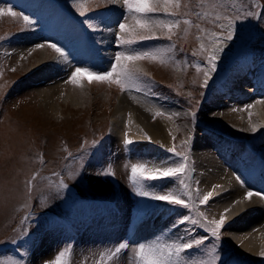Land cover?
Returning a JSON list of instances; mask_svg holds the SVG:
<instances>
[{"label": "rangeland", "instance_id": "rangeland-1", "mask_svg": "<svg viewBox=\"0 0 264 264\" xmlns=\"http://www.w3.org/2000/svg\"><path fill=\"white\" fill-rule=\"evenodd\" d=\"M43 1L46 9L40 23L33 25L34 28L40 34L41 32L50 34L62 31L71 36L74 33L75 37L86 35L89 40H87L88 46L95 48V52L89 53L81 49L87 54L88 62L92 63V67H89V69L100 73L109 71L98 60L100 59L98 57L100 31L103 30L101 26L97 31L88 28L83 23L84 18L80 17L77 9L73 7V0ZM110 1L86 0L85 8L88 12V19L94 24H102L103 27L109 8L112 6ZM6 2L9 3L8 5L5 4L6 8L12 7L18 14H24L29 11L30 7L38 5L34 4L33 0H1L2 5L0 4V8ZM180 4L178 14L174 17L165 15L163 11L150 14L157 19L181 21L179 27L174 29L171 40L167 39L166 30L162 32L160 29H155L156 35L160 37L155 46L152 41L138 42L133 46L141 50L174 46L173 51L167 54V63L161 64L158 60L135 62L136 67L145 70H141L138 74L141 81V91H134L149 95L152 98L169 99L185 110V112L170 110V113H166L165 110L157 109V106H155L157 111L164 113L160 116L161 119L167 120L171 124L169 132L172 139L168 148L175 146L178 152L188 157L186 174L181 178H184L185 183L189 185V191L192 195L191 201L187 197H183L189 203V209L138 196L130 182V166L133 163H145L152 167L154 165H164L166 161L171 165L179 160V157L167 151V147H158L156 149L158 153L153 156H150L144 150L146 154L139 153L140 151L137 152L135 149L133 153H136L139 160H119V168L112 166L110 160L117 158L115 155L119 151L111 155L114 150L111 148L112 143L107 140V132L112 121L116 96L119 93H124V91L122 92L116 84L97 83L94 77L85 75L80 77V81H84L81 83V87L88 89L85 94V103L74 109L68 107V111L66 105H63V109L66 110H64L63 116L58 118L48 114V111L46 112L40 103L33 99L35 96L32 93V97H29L28 92L30 91L26 90L25 84H22V78L26 76L25 74L30 67L29 63L25 66L22 63L31 57L30 54L27 59H23L22 54L24 55V53H18L19 56L16 55L17 57L12 56L11 51H9L11 48L8 46L15 40L29 36L39 38V36L30 30V26H25L19 17L13 18L7 15L0 17V264H9L10 261H15L16 264H46L42 257L35 258L36 261L34 258L31 259V251L38 249L42 253L50 247L51 242L49 244V240L43 241L44 238L41 242H38L37 239L44 232L51 231L64 222L77 225L76 229L79 226L78 233L80 235H74L71 232L68 243L64 244L62 249L56 252L50 260H47L48 264H53L55 257L65 249H68L70 253L66 257L69 264H100L101 255L110 253L118 246L110 239L107 245L100 248L99 243L103 240L99 236L104 237L105 230L99 234L97 228H94L95 230L87 228L90 225L89 218L94 214H100L101 211L105 212L104 210H118L120 214L122 213L126 218L128 217V223L131 220L134 221L128 229L127 242L121 241L127 245L130 243L126 249L121 251L125 252V264H137L134 250L136 240L134 238L140 236V234L135 235L137 232H143L142 229L145 228L143 222L147 217H154V221L162 220L164 222L163 228H166L165 231H159L162 234L153 244L171 243L174 238L175 240L179 238L174 237L176 233L184 231V235H182L184 239H204L205 243L199 248L182 253V257L186 260L200 262L211 261L215 258V264H256L238 257L236 252L224 242L226 234L234 225H226L225 223L224 228L221 230L220 239L216 240L199 226H193L189 223L174 227V223L182 216H191L192 218L201 219L203 222L200 213H203V217H206L209 221L212 219L219 220L210 209V200L206 204L200 203L203 195L210 192H205L201 188L198 183L199 175L196 174L193 166L195 162L193 158L196 149L195 144L200 142L211 146L210 149L213 151L215 148L216 159L218 161L220 159L227 170L230 169L229 171L232 172L231 175L235 179L236 176L239 177V174H244L239 178L244 182L248 179L246 181L248 185L246 182L245 185L242 184L245 188H249L248 190L251 188L250 191L253 192L264 193V187L262 186L264 185V177L258 175V173L263 172L261 176H264V156L258 154L260 150L264 149V143L261 142V140L264 141V123L256 118V106H261V103L263 104L261 109L264 110V90L260 89V93H263L261 97L256 96L258 87H264V18H262L264 17V0H180ZM246 12H252L254 15L246 16ZM204 13H207V15H203ZM216 15L221 16L222 19L216 20ZM237 16H239V19L234 20L233 38L224 40L223 36L228 31V20ZM184 19L191 21V25L183 24ZM133 24V19L128 21V25ZM196 25H199V28ZM221 25L224 27L221 28ZM185 29L188 30L187 36H185ZM103 32L105 31L103 30ZM209 33H215L220 38L219 41L209 44V41L213 39ZM197 37L203 39H197ZM79 39L86 38L82 36ZM161 39L164 40V43H161ZM29 40L42 43L36 39L29 38ZM57 40L58 38L50 42H57ZM201 43L207 46V53L200 52ZM218 45L231 47V57L227 63L218 64L221 56L216 54L215 70L210 71L207 62V56L211 55L209 48ZM249 48L258 49L257 53H261L254 58L252 56L245 57L249 62L247 63L243 56ZM120 49L125 51L126 46H120ZM50 50L52 51V49ZM193 52L196 55H193ZM74 56L75 54H73V58H76ZM239 58L242 61H239ZM258 60L263 63H259ZM78 61H81V59ZM140 64L143 67H140ZM230 64L241 66L240 69L246 67L247 64H251V66L253 65L252 68L254 67L255 70L260 71L258 78L252 84L253 86L251 84L246 85V90L249 89V94L255 97L246 98L248 103L242 106V109L245 113L247 112V116L246 114L243 117L240 116L249 128L252 129L258 124L262 128L252 138L245 139L231 136L206 119L207 117L212 118L221 110L216 105L217 102L214 103L215 96L219 94L217 97L223 98V94L224 97L228 95L227 90L222 92V88L230 87V80L233 76V74L230 76L232 72ZM242 64L244 65L242 66ZM196 65H200L202 70L197 72ZM225 69L228 72L224 71ZM205 72H208L207 84H205ZM255 72L251 69L248 73L253 75ZM89 81L92 82L89 83ZM67 87L78 88L63 81L61 93L65 92ZM252 88H255V90L252 91ZM225 93L227 94L225 95ZM230 93L233 97L234 92ZM236 95L239 94L236 93ZM237 99H240V101L246 100L242 95L238 96ZM224 101H229V99L223 98L221 103H224ZM231 102L236 103L237 101L231 100ZM236 111H238L237 108ZM169 116H171V119L168 118ZM153 117L157 116L154 115ZM253 133L255 134V132ZM185 141H187L186 144ZM241 150L242 152H240ZM129 151V148L126 147L124 154ZM41 158L43 163H41ZM243 160L245 161L243 162ZM242 165L244 166L242 167ZM105 172H111L112 174L105 175ZM251 173L252 175H250ZM33 176H36L34 181L32 180ZM61 181L67 185L66 188L60 186ZM259 181H262L263 184ZM145 188L158 192L183 190V186L179 185L178 180L174 182L172 178L145 182ZM133 205L135 206L130 210ZM249 213L251 215L253 212L250 211ZM245 217L246 215H244ZM242 222H245V220H237L233 224H241ZM114 232L113 229L112 233ZM95 235H98V237ZM72 236L76 237L75 242L78 246L75 248L74 245V249L71 246L73 244L71 243ZM105 239H107V236ZM36 242L39 244H36ZM258 249L259 254L262 255L264 246L259 244ZM71 257L73 260H71ZM115 260H117L116 257L107 260L105 255L102 264H114Z\"/></svg>", "mask_w": 264, "mask_h": 264}, {"label": "bare ground", "instance_id": "bare-ground-1", "mask_svg": "<svg viewBox=\"0 0 264 264\" xmlns=\"http://www.w3.org/2000/svg\"><path fill=\"white\" fill-rule=\"evenodd\" d=\"M121 1L122 0H116V2L113 3V5L114 6L116 4L120 5ZM111 2H113V0H111ZM9 3L6 2L7 5ZM33 3L35 4V2H33ZM110 16L113 19L112 14H110ZM29 37L24 38V39H20L17 41L15 40V41L11 42V44L9 43L12 46L11 49H13L14 52L17 53L16 55H18V53H24V55L26 56V55L31 53L30 54L31 57H29V59L26 62L22 63L23 66L28 65V63L30 64V67L26 72V76L22 78V84H25L26 90L30 91V92H28L30 95L29 97H32L31 96V93H32L33 96H35V97H33V99H36L40 103L41 107L46 112L48 111V114H52L55 118L63 116V114H64L63 112L66 109L68 111L69 108L74 109V108H77L78 106H82L85 103V99H86L85 94L88 92L87 91L88 89H83L82 87H78V88L67 87L65 92L61 93V91H62L61 89L63 87V81H65V83H68L67 80H68V77L70 76L71 66H73L76 63V62H74L73 54L68 55V61L67 62H61L62 58H60L59 55H56L55 52L53 54V52L50 50V48L47 47V45H46L47 43L45 44V43H38L36 41L35 42L30 41ZM99 41H101V43L99 44V47L101 49L99 58L103 59V62H106L107 60L110 59V57L113 58V55H115V53H116V49H117V45H115L116 40L113 39L112 36L109 35L108 32H103V30H102V31H100V40ZM41 44L44 45L43 48L38 47ZM10 45H8V46H10ZM209 49H210L211 54H215V55L220 54L221 59L218 61V64L219 63H223V64L227 63L228 59L231 57V47H225L223 45H218V46H215L212 48L210 47ZM66 51H68V49H66ZM257 51H258V49L248 50L246 53H244L243 57L244 58L245 57L247 58L248 56H252L253 58L255 56L257 57L258 54L261 53V52L257 53ZM259 56H261V55H259ZM11 59H10V61H11ZM12 60H14V59H12ZM239 60H241V58H239ZM7 61L9 63V60H7ZM246 61H247V59H246ZM142 62H145V60L144 61L142 60ZM142 62H140V63H142ZM258 62H259V60H258ZM247 63H249V62L247 61ZM259 63H263V62H259ZM243 65L244 64H242V66ZM257 65H258V63H257ZM140 67H143V65L140 64ZM9 68L11 69V67H9ZM243 69H244L243 73L245 75H247L249 70L252 69L251 64H247V66L246 67L244 66ZM141 70H145V69L142 68ZM230 70L233 71L234 74L236 73L237 69H235V64L234 65L230 64ZM18 75H19V73H18ZM238 77H239L238 74H236L233 83H235V87L240 89L239 91H241V94L239 92H236L239 94V95H236V93L234 92V96L231 97V93H230L231 91L227 90L228 95L225 97L223 95L222 96H223V98H228L229 101H224V103H221V100L223 98L216 97V100H214V103L217 102L216 105H218L221 110L217 114H215L212 118L207 117L206 119L209 120V122L212 125L216 126L217 128L223 129L224 132H226L227 134H229L231 136L247 139L249 137L252 138L253 136L257 135V132L261 131L262 128H260L259 124H258V126H256L257 130L255 131V134H254L252 132V129L249 128L243 122V120H242L243 118L242 119L240 118V116L243 117V115H245V114L247 116V112L246 113L244 112V110L242 109V106H244L246 103H248L247 97H250L251 94H249L250 93L249 89L246 90V85H248V83L246 82L247 80L243 81V79L241 77H239V78ZM23 81H24V83H23ZM82 82H84V81H81V83ZM241 95L244 99L247 98L246 100H244L245 102L243 100L240 101V99H237V97L238 96L240 97ZM256 96H258V95L256 94ZM259 96L261 97V95H259ZM231 100H234L237 102L232 103ZM63 105H66V109H63V107H62ZM260 105L261 106H256V108H257V114H256L257 117L256 118H259V120H261L264 123V110L261 109V107H263V104L260 103ZM155 106H157L156 107L157 109L165 110L166 113L167 112L170 113L169 112L170 110L185 112L183 107H180V106L176 105L175 103H172L169 99H165V98L160 99L157 97L152 98L149 95H144L143 93L135 92L134 90L133 91L125 90L124 93L117 94L116 101H115L114 106H113L112 121H111L109 130L107 132V134H108L107 140H109V142L112 143L111 148L115 151V153H116V151H119V153H116V154H119V155L124 154V149L126 148L124 141H125L126 137L128 139H131L134 142L132 145L127 147L132 152L136 149L137 152L140 151V153H142V154L146 152L150 156H153V155L158 153V151L156 150L158 147H162V146L167 147V148L170 147L172 135L169 132V128H170L171 124H169V122L167 120L161 119L160 116L153 117L155 115V112L157 111V109H155ZM79 108H81V107H79ZM236 108L238 109V111H236ZM206 111H207V109H206ZM69 112H70V110H69ZM129 117H131V122H129ZM146 136L150 137V142L148 139L145 138ZM253 140H255V139H253ZM252 142H254V141H252ZM261 142L264 143V141H262V140H261ZM256 143H258V142H256ZM215 144H217V143H215ZM221 144L223 145V143H221ZM232 145H234V144H232ZM195 146H196V149H195V152L193 154V158H194L195 162H194L193 166L195 168L196 174L199 175L198 183L201 185V188L203 189V191H205V192L206 191H212L213 192V196L210 199L209 205H210V209L214 213V216L217 219H219L223 215V216H225L226 225H234L233 222L236 223L237 220H239V221L243 220L242 216L246 215V217L244 218L245 222H242L241 224L237 223L236 225L231 227L228 234H226V238H225L224 242L226 243V245L230 246L236 252V255L238 257L247 259V261H250L252 263L264 264V261H263L264 255H260L258 252L259 251V249H258L259 244L261 246H264V200L260 199L258 196L252 197V199L250 201L244 200V196L246 195L247 191L251 190V188H250V190H248L249 188L248 189L245 188L238 180H236L237 176L235 179L231 175L232 172L230 173V171H229L230 169L227 170L225 164H222L220 159H219V161L216 159V155H215L216 153L214 152L215 148L213 151L210 149L211 146L204 144V143H201V142L198 144H195ZM237 146H239V145H237ZM223 149H221V150H223ZM240 152H242V150ZM230 154H231V152H230ZM244 154H245V152H244ZM258 154L260 156H264V149L260 150V152H258ZM228 155H229V153H228ZM219 156L220 155L218 154V157ZM130 158H132V161H136V159L139 160L136 153H132ZM244 161L245 160H243V162ZM250 161H251V159H250ZM228 166H229V164H228ZM243 166L244 165H242V167ZM248 167H249V165H248ZM232 168H234V167H232ZM236 169H237V167H236ZM242 175L244 176L243 173L239 174V177H241ZM250 175H252V173ZM246 177H245V179H246ZM249 178H251V177H249ZM243 179H244V177H243ZM247 180H245V182ZM245 182L243 181L244 185H245ZM246 184H247V182H246ZM216 186H219V187H216ZM236 201H241V202L236 203ZM250 211L253 212L251 215L249 214ZM79 230H80V227L78 226V229H75V232L78 233ZM150 233H152V231H149V232L147 231V233L143 231V232H141L140 237H143L144 235L147 236ZM86 234H88V233H86ZM43 241H45V240H43ZM39 242H41V241L39 240ZM89 242H90V240H89ZM37 243L38 242H36V244ZM85 245L87 246V244H85ZM43 247H45V246H43ZM76 247H78V246H76ZM87 247H89V246H87ZM37 248H38V246H37ZM90 253H92V252H90ZM7 254H9V253H7ZM38 254H39V252H34L35 256ZM50 256L51 255L48 254L47 258H50ZM77 256H78V253H77ZM31 259H32V256H31ZM36 259L34 258L35 261H36ZM114 264H119L118 260H115Z\"/></svg>", "mask_w": 264, "mask_h": 264}, {"label": "snow or ice", "instance_id": "snow-or-ice-1", "mask_svg": "<svg viewBox=\"0 0 264 264\" xmlns=\"http://www.w3.org/2000/svg\"><path fill=\"white\" fill-rule=\"evenodd\" d=\"M116 0H113L115 3ZM86 0H73V7H75L79 13V16L84 18L83 23H85L88 28L92 31H97L100 28V25L94 24L91 20L88 19V12L85 8ZM123 4L127 13L132 16L134 20L133 25H128L126 22H119L117 27L119 33L116 35V41L118 46H126L125 51H118L114 56V62L110 65V70L103 73L93 71L86 67H75L74 71L70 73V76L67 80L68 83H71L77 87H81L80 77L82 76H92L95 78L97 83H108L116 84L120 90L123 92L127 91H141V81L139 77V72L141 71L138 67L135 66L136 61L140 60H158L161 64L167 63V54L173 51L174 46L168 48H152L141 50L133 47L138 42L143 41H152L157 40L160 37L156 35L155 29H160L162 32L166 30L167 39L171 40L172 35L174 34V29L178 28L181 21L180 20H162L154 18L150 14L159 13L163 11L165 15L174 17L178 14V10L181 7L180 0H123ZM10 16L13 18L19 17L22 19L25 26H31L35 23L29 16L18 14L13 10L12 7L0 8V17ZM187 15V13H185ZM203 15H207L204 13ZM246 16H252L254 13L246 12ZM264 18V17H262ZM127 19V17H125ZM216 20L222 19L221 16L216 15ZM239 19V16L228 20V31L224 40H231L234 35V20ZM185 25H191V21L184 19L182 21ZM199 28V25H196ZM224 26L221 25V28ZM203 31V30H201ZM185 36L188 34V30L185 29ZM126 34V35H125ZM213 37L209 41V44L217 43L219 37L215 33H209ZM197 39H203L202 37H197ZM38 47L43 48L44 45L41 44ZM53 52L57 53L61 62L68 61V54L62 48V46L57 45L56 43H49L47 45ZM201 53H207V46L204 43H201L200 47ZM193 55H196L193 52ZM207 62L209 64V70L214 71L216 67V55L211 54L207 56ZM197 72L201 71L200 65H196ZM208 72H205V84H207ZM92 81H89L91 83ZM156 116H162L164 113L162 111H156ZM251 115V114H250ZM171 119V116L168 117ZM129 122H131V117H129ZM257 127H253L252 131L255 132ZM150 142V137H145ZM175 139V137H173ZM134 142L131 139L125 138L124 144L125 147L132 145ZM185 144L187 141L184 142ZM163 147V146H162ZM66 150V149H65ZM168 152L179 157V160L173 162L171 165L164 163V165H154L149 167L145 163H133L130 166V182L133 185L136 194L141 197H147L152 201L164 202L167 205L171 206H180L184 209H189L190 205L185 201L183 197H187L189 201L192 200V195L189 191V185L185 183V179L181 178L186 174L187 168V159L186 155H183L181 152H178L173 146L172 148L167 149ZM41 163L43 159L41 158ZM105 175H111V172H105ZM165 178H172L175 182L178 180L179 185L183 186V190H177L173 192L168 191H150L145 188V182H152L163 180ZM190 178V177H189ZM36 176L32 177L34 181ZM237 180L243 184V181L237 177ZM60 186L66 188L67 185L61 181ZM219 187V186H216ZM213 196V192L210 191L206 195H203V198L200 200L201 204H206L210 198ZM258 196L260 199L264 200V193H258L253 191H247L244 196V200H251L252 197ZM241 201H236L240 203ZM203 218L201 219L192 218L191 216H182L177 219L174 223V227L179 225L191 224L193 226H199L211 234L216 240L220 239L221 230L225 226V216H221L219 220L212 219L207 220L206 217H203V213L199 214ZM205 243L203 238L200 239H180L171 242V243H155V244H141L135 250V256L137 264H215V258L211 261H189L182 257V253H185L187 250L199 248ZM128 247L127 244L121 243L114 250L110 251L108 254H102L100 257V264L105 260V255L107 260H111L114 257L118 256L122 250ZM215 247V246H214ZM69 250L65 249L61 251L56 257L53 264H69V261L66 257L69 256ZM212 255V253H210ZM264 255V253H262ZM9 264H16L15 261H10Z\"/></svg>", "mask_w": 264, "mask_h": 264}, {"label": "water", "instance_id": "water-1", "mask_svg": "<svg viewBox=\"0 0 264 264\" xmlns=\"http://www.w3.org/2000/svg\"><path fill=\"white\" fill-rule=\"evenodd\" d=\"M74 244V243H73Z\"/></svg>", "mask_w": 264, "mask_h": 264}]
</instances>
